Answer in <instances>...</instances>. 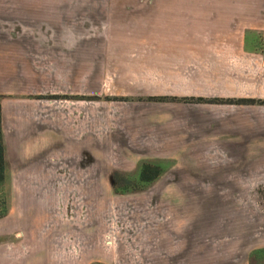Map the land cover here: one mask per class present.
<instances>
[{"label": "rangeland", "instance_id": "1", "mask_svg": "<svg viewBox=\"0 0 264 264\" xmlns=\"http://www.w3.org/2000/svg\"><path fill=\"white\" fill-rule=\"evenodd\" d=\"M49 51L0 48V235L43 232L51 264H264L256 79L210 80L208 64H51ZM23 53L35 61L11 62ZM229 98L257 102H207ZM144 161L162 176L116 194L113 171L136 179Z\"/></svg>", "mask_w": 264, "mask_h": 264}, {"label": "crops", "instance_id": "2", "mask_svg": "<svg viewBox=\"0 0 264 264\" xmlns=\"http://www.w3.org/2000/svg\"><path fill=\"white\" fill-rule=\"evenodd\" d=\"M0 48H48L51 64H208V79L227 69L238 73L228 79L250 74L264 97V0H0ZM256 154L264 159L263 138ZM8 234L0 264H51L43 232Z\"/></svg>", "mask_w": 264, "mask_h": 264}, {"label": "trees", "instance_id": "3", "mask_svg": "<svg viewBox=\"0 0 264 264\" xmlns=\"http://www.w3.org/2000/svg\"><path fill=\"white\" fill-rule=\"evenodd\" d=\"M188 100V99H185ZM199 100L204 101L200 98ZM207 102H221V103H232V104H253L257 102L255 99L249 98H229L226 100L222 99H212L207 100ZM165 169L161 163H156L152 161H144L140 165L137 178H131L130 176L115 170L112 174V187L116 194H125L129 192H136L144 190L147 186L158 180ZM6 179V158H5V148L3 141V131H2V105L0 101V185L4 183ZM264 251V250H263Z\"/></svg>", "mask_w": 264, "mask_h": 264}]
</instances>
